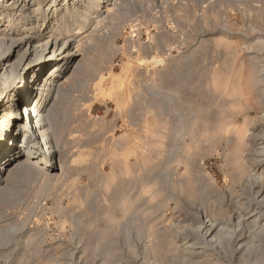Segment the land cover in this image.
<instances>
[{
  "label": "rangeland",
  "instance_id": "374dc122",
  "mask_svg": "<svg viewBox=\"0 0 264 264\" xmlns=\"http://www.w3.org/2000/svg\"><path fill=\"white\" fill-rule=\"evenodd\" d=\"M59 4L67 164L12 180L0 264H264V0H116L80 36Z\"/></svg>",
  "mask_w": 264,
  "mask_h": 264
},
{
  "label": "bare ground",
  "instance_id": "6f19581e",
  "mask_svg": "<svg viewBox=\"0 0 264 264\" xmlns=\"http://www.w3.org/2000/svg\"><path fill=\"white\" fill-rule=\"evenodd\" d=\"M26 1L0 0V203L6 199L12 180L22 179L26 173L47 174L49 169L61 173L67 164L59 131L52 134L48 111L59 79L77 57L78 46L66 38L60 43L59 38L69 37V32L49 26L51 16H59L60 9H54L57 2L67 7L65 14H78L79 24L73 33L80 36L90 30L97 15L110 12L109 5L116 0H50L45 8L38 2L32 13L24 14ZM42 28L45 31L39 32ZM22 31L26 40L20 37ZM10 35L19 38L12 37L3 52Z\"/></svg>",
  "mask_w": 264,
  "mask_h": 264
},
{
  "label": "built area",
  "instance_id": "2783aa9c",
  "mask_svg": "<svg viewBox=\"0 0 264 264\" xmlns=\"http://www.w3.org/2000/svg\"><path fill=\"white\" fill-rule=\"evenodd\" d=\"M52 23H54V21L52 20L51 21V23H49V26H50V28H54V25L52 24ZM55 24V23H54ZM45 30V29H44ZM66 31H69V32H71V31H73V29L72 28H68L67 30H65L64 32L66 33ZM46 33V32H45ZM72 34V33H71ZM21 133H23V132H21ZM28 140V139H27Z\"/></svg>",
  "mask_w": 264,
  "mask_h": 264
}]
</instances>
